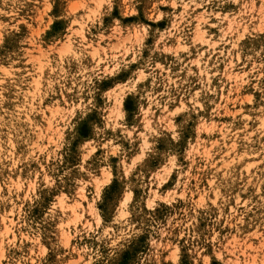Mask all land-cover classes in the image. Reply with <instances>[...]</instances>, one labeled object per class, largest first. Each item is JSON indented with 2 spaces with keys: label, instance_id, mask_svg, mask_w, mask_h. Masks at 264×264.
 <instances>
[{
  "label": "clouds",
  "instance_id": "9594fccd",
  "mask_svg": "<svg viewBox=\"0 0 264 264\" xmlns=\"http://www.w3.org/2000/svg\"><path fill=\"white\" fill-rule=\"evenodd\" d=\"M0 264H264V0H0Z\"/></svg>",
  "mask_w": 264,
  "mask_h": 264
}]
</instances>
